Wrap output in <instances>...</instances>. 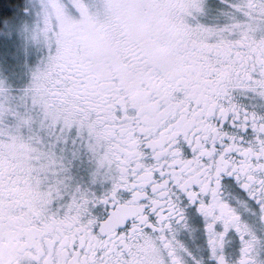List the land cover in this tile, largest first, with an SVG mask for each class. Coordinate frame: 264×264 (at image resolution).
Masks as SVG:
<instances>
[{"label":"snow or ice","instance_id":"6c2138e0","mask_svg":"<svg viewBox=\"0 0 264 264\" xmlns=\"http://www.w3.org/2000/svg\"><path fill=\"white\" fill-rule=\"evenodd\" d=\"M0 264H264V0H0Z\"/></svg>","mask_w":264,"mask_h":264}]
</instances>
